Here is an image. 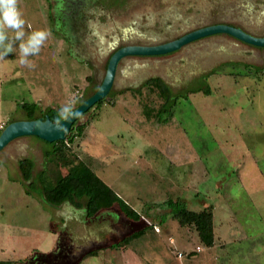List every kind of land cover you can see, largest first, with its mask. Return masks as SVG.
Listing matches in <instances>:
<instances>
[{"label":"rangeland","instance_id":"rangeland-1","mask_svg":"<svg viewBox=\"0 0 264 264\" xmlns=\"http://www.w3.org/2000/svg\"><path fill=\"white\" fill-rule=\"evenodd\" d=\"M217 24L264 37V0H0V130L26 121L31 108L36 117L54 111L56 120L64 119L95 93L118 48L160 45ZM154 77L173 95H185L168 121L143 113L160 105L155 93L142 88ZM207 88L209 95L201 91ZM132 89L142 95L133 96ZM113 98L114 106L92 107L80 117L78 125L90 124L70 153L144 217L150 205L167 200L196 212L211 207L213 248L181 227L185 239L179 238L178 248L184 254L198 247L196 254L210 259L206 264H264V48L218 34L167 55L126 57L105 99ZM46 150L51 148L44 141L21 137L0 151V261L24 263L41 246L65 248L64 235L54 228L59 230V217H68L71 207L62 205L56 214L37 181L40 172L56 168ZM23 158L34 162L28 182L17 166ZM113 212L88 221V227L128 223ZM158 241L149 230L128 247L92 253L82 264L104 258L121 264L132 251L157 257ZM58 264L72 263L58 258Z\"/></svg>","mask_w":264,"mask_h":264},{"label":"trees","instance_id":"trees-1","mask_svg":"<svg viewBox=\"0 0 264 264\" xmlns=\"http://www.w3.org/2000/svg\"><path fill=\"white\" fill-rule=\"evenodd\" d=\"M244 68L249 69L248 66H244ZM87 80L90 81L91 77H88ZM143 87L148 89L150 93H155L160 100V105L157 109L146 106L143 108V113L146 117H154V115H156L159 121H162L161 119L163 116L164 121L171 119L173 116L171 111L172 106L175 105L179 97L185 96L184 94L173 95L169 86L159 77L148 79L142 88ZM130 91L133 93V96L137 94L140 96L142 95L141 90L134 91V89H132ZM201 91L205 95L211 93L209 88L202 89ZM121 94L123 93L116 95ZM115 101L116 98L112 100L104 99L95 104L93 108L98 111L104 104L114 106ZM72 111L73 110L68 111L67 116ZM35 113L36 112L32 108L28 112L26 111L27 121L36 119ZM44 116H48L50 120H56L60 117L57 112L54 111L45 113ZM92 119H94V117H92ZM89 124L90 122L78 125L77 122H75L64 141H58L52 144L44 142L51 148V150H46L44 152V156L46 159L54 156L56 168L50 171L53 175V179H51L50 173L46 172L47 169L43 170L38 175L37 181L43 187V200L52 206H59L68 202L78 209L83 208L87 219L95 218L102 211H114L115 213L118 212L122 214L130 221H140V213L133 210L128 203L118 196L117 193H115L97 173L92 170L90 165L80 160L73 152L70 153L72 151L71 145L74 143V140L84 136V131ZM5 127H3V129ZM3 129L0 130V133ZM18 169L23 181H30L33 169L32 160L28 158L21 159L18 162ZM30 185H32V183H30ZM159 206H165L169 210L166 215L160 217L162 222L170 216L172 219L176 220L180 227L193 229L203 247L212 248L214 246L215 236L211 207H206L196 212L189 210L184 202L177 199L167 200L163 204H159ZM145 230L146 229H143L135 233L126 241L129 242L130 240L139 238ZM115 247L116 246H111L110 248ZM0 264H10V262H0Z\"/></svg>","mask_w":264,"mask_h":264},{"label":"crops","instance_id":"crops-1","mask_svg":"<svg viewBox=\"0 0 264 264\" xmlns=\"http://www.w3.org/2000/svg\"><path fill=\"white\" fill-rule=\"evenodd\" d=\"M33 169H34V162H33ZM65 204H68V206L71 207L70 209L71 211L69 212L71 215L69 214L68 217L60 216L59 218L62 219V222H60V228L59 230H56V227L54 228V232L58 236L62 237V234L64 235V238L66 241L64 249L59 250L57 249L56 246L55 247L52 246L48 248V250H45L42 248L43 246L40 245L41 249H37L35 251L33 260H31V258H27L29 261L26 260L24 263H17L16 261H12V260H6V261H0V262H10V264H58V258H60V260L64 259L65 262L70 261V263L72 264H82L83 262L86 261V259H88V257H92V256L94 257L93 255L94 253L96 254V257H97L99 255L98 253H100L101 251L113 252L114 248H110L111 246H117L119 248L123 246V249L128 247L131 242L144 236L146 232L149 230H152L153 233L157 236V239L159 240L158 241V245L160 248L159 256L154 257L151 255L145 254V255L136 257L133 254L134 251H132L129 260L125 259L124 262H122L121 264H206L205 259L206 258L209 259V257L200 256L196 254L197 252L200 253L202 251V249H199L198 247L195 249V252L192 250L186 249L189 252L188 254L186 253L184 254L180 250V248H178L179 245L180 247H182L181 243L184 242V239H185L182 236L183 235L182 233H184V229L178 226H176L175 228L174 227L175 224L169 219L170 216H168L164 220V222H162L160 217L162 215H166L168 212L166 211L167 208L165 206H158V203L154 205H150L147 209H145L143 211L145 217L141 215V220L138 222H135V221L133 222V221L128 220V223L127 222H121V223L117 222L113 224V222L111 221L109 222L108 225L107 224L100 225V227L97 226V227H93L92 229L88 227V223H87L88 221L98 220V217L106 214L107 212H111V211H102L95 218L87 219L85 217V211L83 208L78 209L74 207L72 204L66 202L59 206H55L56 214H57L58 207L65 205ZM113 213L115 214V216H117V213L115 212ZM74 216H78L79 219L80 218L81 219L78 220V222H71L72 220H74L73 218ZM132 222L140 224L141 227H139L138 229H135V227L132 225ZM168 224H172L171 226L173 229L169 230L170 232L167 230ZM93 226L95 225L93 224ZM143 229H146V230L142 234V236H140L139 238L130 240L129 242L126 241L130 237H132L135 233ZM78 230H81V231L83 230V233L81 236L79 235L81 233H78ZM129 232L130 234H127ZM77 235L80 237H78ZM110 237H116L118 242L116 244H111L110 241L109 243L105 242V240H107L106 238L110 239ZM179 238L180 240H182V242H178ZM166 241L168 244H166ZM188 245L189 243L186 242L183 248L185 249V247ZM172 251H174L175 253ZM101 262H102L101 264H113L112 259L105 260L104 258V259H101Z\"/></svg>","mask_w":264,"mask_h":264},{"label":"water","instance_id":"water-1","mask_svg":"<svg viewBox=\"0 0 264 264\" xmlns=\"http://www.w3.org/2000/svg\"><path fill=\"white\" fill-rule=\"evenodd\" d=\"M225 34L245 44L264 48V37H254L243 30L227 24H217L194 30L186 35L154 46H125L115 51L109 58L105 75L98 89L61 120H50L48 116L29 121H14L9 123L0 133V151L12 140L21 137H36L52 144L64 141L75 122L90 108L104 100L112 89L119 62L131 56H163L178 51L185 45L213 35Z\"/></svg>","mask_w":264,"mask_h":264},{"label":"flooded vegetation","instance_id":"flooded-vegetation-1","mask_svg":"<svg viewBox=\"0 0 264 264\" xmlns=\"http://www.w3.org/2000/svg\"><path fill=\"white\" fill-rule=\"evenodd\" d=\"M192 32V31H191ZM187 33H190V32H187ZM187 33H184L183 35H181L180 37H182V36H184V35H186ZM180 37H178V38H180ZM178 38H176V39H178ZM176 39H174V40H176ZM171 41H173V40H171ZM170 42V41H169ZM167 43V42H166ZM164 44V43H163ZM130 45H133V44H130ZM130 45H128V46H130ZM135 45V44H134ZM139 46H151V45H145V44H139ZM152 46H154V45H152ZM125 47V46H124ZM122 48V47H121ZM118 49H120V48H118ZM118 49H116L115 51H117ZM114 51V52H115ZM113 52V53H114ZM112 53V54H113ZM155 57V56H154ZM39 118H42V119H44L45 118V116L44 117H37L36 119H39ZM36 119H34V120H36ZM32 138V137H31ZM36 140H38L39 141V139H37L36 137H34ZM15 140V139H14ZM20 160H18L17 161V166H18V162H19ZM19 170V169H18Z\"/></svg>","mask_w":264,"mask_h":264}]
</instances>
